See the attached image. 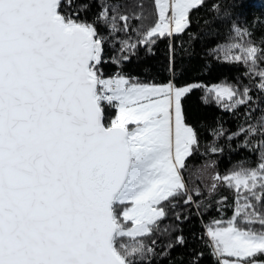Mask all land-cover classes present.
I'll use <instances>...</instances> for the list:
<instances>
[{
	"label": "snow or ice",
	"instance_id": "snow-or-ice-1",
	"mask_svg": "<svg viewBox=\"0 0 264 264\" xmlns=\"http://www.w3.org/2000/svg\"><path fill=\"white\" fill-rule=\"evenodd\" d=\"M153 2L156 19L145 26L139 4L132 15L119 4L98 5L88 22L78 18L88 4L64 11L73 0H0V264H142L175 246L169 242L157 253L143 239L160 230L166 202L175 207L185 197L184 204L193 203L182 170L198 139L181 99L201 86L144 82L123 71L106 76L103 68L105 43L127 32L130 19L141 21L134 30L138 39L116 40L119 51H151L158 39L184 33L190 12L204 4ZM241 2L234 0L230 17ZM98 22L108 35L100 34ZM118 22H125L123 28ZM231 27L247 40L232 45L240 54L229 62L243 64L264 95V37ZM129 59L111 58L117 65ZM204 87L205 102L211 97L225 110L254 100L247 86ZM107 108L115 110L108 123ZM257 132L264 134V112L258 126L241 127L228 139ZM218 185L235 191V209L226 221L206 227L210 254L217 264H264V157L256 167L213 177L209 192ZM184 242L175 237L176 244Z\"/></svg>",
	"mask_w": 264,
	"mask_h": 264
},
{
	"label": "trees",
	"instance_id": "trees-1",
	"mask_svg": "<svg viewBox=\"0 0 264 264\" xmlns=\"http://www.w3.org/2000/svg\"><path fill=\"white\" fill-rule=\"evenodd\" d=\"M261 2L242 0L230 17L229 9L234 0H204L203 6L190 12L191 25L184 33L158 39L151 46V51L147 47H137L134 54L121 53L119 43H115L126 38L132 42L138 39L134 30L140 29L141 21L136 19L126 22L129 24L127 32L120 31L114 38L109 36L105 43L103 59L107 63L103 64V68L106 76L123 71L144 82L166 84L172 81L177 87L193 84L201 86L194 87L181 100L185 122L194 128L198 139V143L193 146V154L186 159V167L182 170L193 203L184 204L185 197L177 198L173 202L175 207L165 203L167 218L160 221V230L144 238L143 242L154 247L157 253L164 252L169 242L175 246L163 255L158 254L150 259L145 257L142 264H194V257L198 264H217L206 246L208 238L204 232L213 220L226 221L233 215L236 193L225 185H218L216 191L210 193L213 177L224 176L240 168L256 167L264 157V145L261 144L264 134L261 132L255 136L239 134L228 139L238 133L241 127L247 128L249 124L258 126L261 113L264 112V95L257 91L255 79L246 74L243 64L229 62L232 55L240 54L232 45L238 40H247V37L235 35L231 27L233 24L253 32V39L264 37V4ZM104 3L110 6L119 4L120 11L129 15L140 12L134 5H142L143 14L147 16L143 21L145 26L156 19L153 0H73L72 9L64 11L76 12L81 4H88V9L80 11L78 18L92 22L99 11L98 5ZM124 23L118 22V26L123 28ZM97 27L100 34L108 35L103 22H98ZM126 54L130 55V59L121 61L119 65L111 60L113 56ZM224 82L239 88H251L253 103L234 111L225 110L211 98L206 103L204 86L211 87ZM114 115L115 110L107 108L105 122H110ZM132 126L135 125H128ZM220 128L224 134L217 136L215 131ZM245 140L248 141L247 147L243 146ZM213 147L217 148L216 152L211 151ZM196 189H199V195ZM177 215L180 216L179 221ZM164 229L168 230L167 233ZM178 235L184 237L183 245L175 243ZM152 240L156 241L155 245H151ZM124 242L129 241L125 238ZM199 253H203V256L198 257Z\"/></svg>",
	"mask_w": 264,
	"mask_h": 264
},
{
	"label": "rangeland",
	"instance_id": "rangeland-1",
	"mask_svg": "<svg viewBox=\"0 0 264 264\" xmlns=\"http://www.w3.org/2000/svg\"><path fill=\"white\" fill-rule=\"evenodd\" d=\"M261 4H264V0H262ZM245 39V38H244ZM224 83H221V84H218V85H223ZM193 85H197V84H193ZM190 86V85H189ZM214 86V85H213ZM212 87V86H211ZM193 89V88H192ZM184 97V96H183ZM182 97V98H183ZM211 98V97H209ZM212 99V98H211ZM182 100V99H181ZM224 103H229L227 100L224 101ZM135 126H132V127H128L129 130L133 129ZM194 146V145H193ZM224 258H227V257H224ZM227 259H232V258H227Z\"/></svg>",
	"mask_w": 264,
	"mask_h": 264
}]
</instances>
